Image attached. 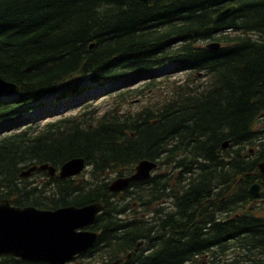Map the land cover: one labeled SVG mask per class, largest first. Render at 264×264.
<instances>
[{"label":"trees","instance_id":"16d2710c","mask_svg":"<svg viewBox=\"0 0 264 264\" xmlns=\"http://www.w3.org/2000/svg\"><path fill=\"white\" fill-rule=\"evenodd\" d=\"M169 62L185 75L172 96L122 110ZM133 73L146 83L116 92L114 107H82L91 90L120 88ZM0 78L19 87L0 99V199L45 209L102 201L88 227L96 242L79 257L108 264L144 240L130 264H264V202L255 203L264 190L248 191L264 160V0H0ZM50 95L82 109L42 124L21 118ZM74 157L87 175L21 176ZM141 159L157 163L147 179L108 189L107 174L127 175ZM0 264L38 263L0 255Z\"/></svg>","mask_w":264,"mask_h":264},{"label":"water","instance_id":"95a60500","mask_svg":"<svg viewBox=\"0 0 264 264\" xmlns=\"http://www.w3.org/2000/svg\"><path fill=\"white\" fill-rule=\"evenodd\" d=\"M149 1V0H141ZM234 6L220 11L216 18H224L234 12ZM216 41L208 42V48H219ZM16 84L0 78V98L13 97L18 92ZM228 141L223 143L226 147ZM157 166L148 159L137 162L135 172L116 177L108 184L113 192L126 189L131 181L144 180ZM258 168L264 184V160L258 162ZM85 169V161L81 157L71 158L58 168L49 163L32 164L21 172L27 177L32 172L46 170L49 175L57 174L60 178L76 176ZM260 184H253L249 191L258 194ZM103 203L94 202L85 205H67L55 209L38 208L32 205L19 206L9 199L0 200V255L6 254L32 262L44 264H68L76 255L91 247L97 232L83 227L91 224L103 208ZM129 256H127L128 259ZM126 259V260H127ZM120 259L111 264H119Z\"/></svg>","mask_w":264,"mask_h":264},{"label":"rangeland","instance_id":"374dc122","mask_svg":"<svg viewBox=\"0 0 264 264\" xmlns=\"http://www.w3.org/2000/svg\"><path fill=\"white\" fill-rule=\"evenodd\" d=\"M173 69V63H167L165 66L158 67L156 69H153L149 72H152L154 75L151 79H154V83L150 88H147L145 92L142 93V95H134L133 93L127 95V102L123 103L121 106V109L126 111H137L138 109L142 108L145 104H149L151 106H156L162 103L167 98H170L174 92L175 84L180 83L183 80V77L185 76L183 73L179 72H172ZM145 73V72H144ZM136 74H132L128 77V79L134 78ZM140 78V77H139ZM134 78L131 81H128L122 85L120 88H115L114 90L110 91V88L113 86L119 85L118 83L123 82L118 81L115 83H112V85H104L101 87L96 88L95 90H91L89 94H95L96 97H93V99L88 100L89 104L84 105L82 107H86L90 109L93 105H97L98 113H101L107 108L114 107L112 106L116 102L117 99H112L111 96H113L116 92H118L121 89H134L137 87L143 86L147 80H141V78ZM141 80V81H140ZM150 80V79H149ZM204 77H199L197 81L205 82ZM109 90V91H108ZM11 98L8 96H4L0 99H9ZM78 99V98H77ZM84 100V99H83ZM42 102H44L43 107L37 108L36 110L33 109L31 113H25L21 116V118H37L32 125H35L36 122L43 123L49 119H55L56 117H59L61 114H73L77 111L81 110V108L76 107H68L63 106L59 103H56L52 99V96H47L44 99H42ZM38 104V103H37ZM40 107V105H39ZM63 110L59 113L57 112H51L52 110ZM24 124H20L16 127L22 128ZM25 126V125H24ZM8 132V131H7ZM32 165V164H31ZM30 166V165H29ZM28 166V167H29ZM89 169V166L85 163V169L82 170L79 176L82 174L85 176L87 175V170ZM25 170V169H24ZM23 171V170H22ZM132 172L128 173L127 175L131 174ZM110 178H112L110 181L114 180L116 177V173L113 174H107ZM24 177V176H23ZM109 181V182H110ZM264 188H262L261 191H263ZM262 194V193H261ZM264 202V197H260L257 199L255 203H262ZM203 258V259H202ZM202 259V260H201ZM95 260V259H93ZM91 260L90 258H78L75 262H72L71 264H96L95 261ZM196 261V262H195ZM195 261H188L187 264H207L206 257H198L195 258ZM38 264H44V263H38Z\"/></svg>","mask_w":264,"mask_h":264},{"label":"bare ground","instance_id":"6f19581e","mask_svg":"<svg viewBox=\"0 0 264 264\" xmlns=\"http://www.w3.org/2000/svg\"><path fill=\"white\" fill-rule=\"evenodd\" d=\"M141 1V0H140ZM152 0H149V1H143V2H145V3H149V2H151ZM228 6H234L235 7V10H236V5L235 4H231V5H228ZM228 6H226V7H228ZM226 7H224V8H222V9H220L217 13H216V15L220 12V11H222L223 9H225ZM235 10H234V12H235ZM233 13V12H232ZM231 13V14H232ZM216 15H215V18H216ZM216 19H220V18H216ZM208 44V43H207ZM207 44H206V46H207ZM146 76V75H145ZM144 78V77H143ZM2 79V78H1ZM140 79V78H139ZM142 80V79H141ZM140 80V81H141ZM8 82V81H7ZM11 83V82H10ZM14 84V83H13ZM3 100V99H2ZM17 122V121H16ZM19 122V121H18ZM24 124V123H23ZM155 162V161H154ZM137 165V164H136ZM136 165H135V167H136ZM135 167H134V171L132 172V173H134L135 172ZM257 167H258V163H257ZM258 170H259V168H258ZM131 173V174H132ZM152 173H150V175H151ZM49 175V174H48ZM56 175H58L57 174V171H56V173L54 174V175H49V176H51V177H53V176H56ZM259 175H260V172H259ZM27 178V177H26ZM136 181H141V180H136ZM136 181H131L130 183H129V185L127 186V188L130 186V184L132 183V182H136ZM261 181H262V177H261V175H260V178H259V180H256V181H253L250 185H249V187H248V191H249V189H250V187L253 185V184H260V186H261V188H260V191L258 192V194L257 195H255L254 193H251L250 191H249V194H251V195H253V196H255L256 197V199L258 198V197H260L261 196V193H262V188H264V184H262L261 183ZM117 192H122V190H119V191H117ZM1 200V199H0ZM10 201V200H9ZM95 202H101V203H103L102 201H95ZM91 203H94V202H91ZM87 204H90V203H87ZM15 205V204H14ZM104 207V206H103ZM103 209V208H102ZM102 211V210H101ZM100 211V212H101ZM99 212V213H100ZM99 213H98V215H99ZM98 217V216H97ZM97 219V218H96ZM95 219V220H96ZM94 220V221H95ZM93 221V222H94ZM93 222L91 223V224H93ZM91 224H89V225H87V226H85V227H83V229H87ZM89 230H92V229H90L89 228ZM92 231H95V230H92ZM97 232V234H98V231H96ZM95 242H96V239H95V241H94V243H93V245L95 244ZM93 245L91 246V247H89L88 249H86V251L87 250H89L90 248H92L93 247ZM144 245V240H141V241H139L138 243H137V245L135 246V248H134V250H131V251H129L127 254H124V255H122V256H120V257H118V258H115L114 260H112V261H110L108 264H111L112 262H114V261H116V260H118V259H120V262H119V264L120 263H123V264H128V262L132 259V255H135V253L136 252H139L140 251V247L141 246H143ZM86 251H84V252H82V253H80V254H78V255H76V257L70 262V263H68V264H71L72 262H75L78 258H81V257H79L80 255H82V254H84ZM2 255H6V254H2ZM11 256V255H10ZM127 256H129L128 257V259H127ZM14 257V256H13ZM16 258H18V257H16ZM20 259V258H19ZM127 259V260H126ZM203 259V258H202ZM201 259V260H202ZM21 260H23V259H21ZM23 261H27V260H23ZM195 261V260H194ZM29 262H32V261H29ZM196 262V261H195ZM32 263H42V262H32Z\"/></svg>","mask_w":264,"mask_h":264},{"label":"flooded vegetation","instance_id":"af4514ba","mask_svg":"<svg viewBox=\"0 0 264 264\" xmlns=\"http://www.w3.org/2000/svg\"><path fill=\"white\" fill-rule=\"evenodd\" d=\"M123 191V190H122ZM115 193H119V194H121L122 192H115ZM87 229H89V228H87ZM93 230V229H92ZM97 237H98V234H97ZM97 237H96V239H97ZM149 250V249H148ZM143 251V250H142ZM133 257H132V259L134 258V255H132ZM80 259H82V258H80ZM132 259L128 262V264H130L131 263V261H132ZM120 264H123V263H120Z\"/></svg>","mask_w":264,"mask_h":264}]
</instances>
